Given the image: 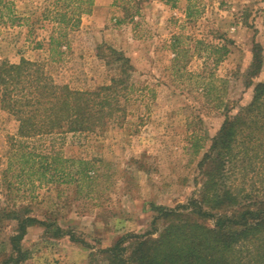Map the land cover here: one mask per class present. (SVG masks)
I'll use <instances>...</instances> for the list:
<instances>
[{
    "label": "rangeland",
    "instance_id": "obj_1",
    "mask_svg": "<svg viewBox=\"0 0 264 264\" xmlns=\"http://www.w3.org/2000/svg\"><path fill=\"white\" fill-rule=\"evenodd\" d=\"M84 1L0 0V62L39 63L81 91L119 77L123 62L113 50L135 69L121 119L28 141L39 155L90 162L86 177L71 163L69 177L51 182L9 170L18 123L0 104V208L26 206L46 223L28 229L22 247L30 257L21 264H110L106 251L124 235L150 231L156 207L199 195L198 164L227 110L251 102L259 62L253 83L264 81V0ZM52 37L60 38L55 46ZM234 180L264 196V167ZM15 230L0 222V261Z\"/></svg>",
    "mask_w": 264,
    "mask_h": 264
},
{
    "label": "trees",
    "instance_id": "obj_2",
    "mask_svg": "<svg viewBox=\"0 0 264 264\" xmlns=\"http://www.w3.org/2000/svg\"><path fill=\"white\" fill-rule=\"evenodd\" d=\"M84 2L93 5V0ZM59 39L52 37V46ZM216 52H223L220 60L228 48L223 45ZM113 54L123 62L120 75L96 91L59 84L41 64L25 58L0 62V104L18 123L19 140L9 170L16 165L19 177L34 176L40 182L69 177L66 163L78 165L79 176L89 174L90 162L39 155L28 141L96 132L124 116L127 82L135 69L129 59L114 50ZM260 68L259 62L248 84H254L251 102L235 114L227 110L198 164L203 178L199 195L175 208L156 207L150 231L124 235L106 251L110 264H264V196L252 197L234 180L264 167V81L253 83ZM3 221L15 222L16 230L10 237V253L0 264H21L30 257L22 247L28 229L46 223L31 216L26 206L0 208ZM159 222L166 224L161 231Z\"/></svg>",
    "mask_w": 264,
    "mask_h": 264
}]
</instances>
